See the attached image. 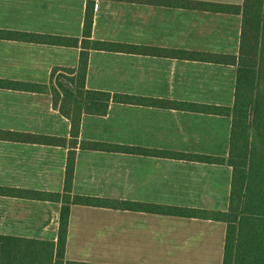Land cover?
Here are the masks:
<instances>
[{
  "label": "crops",
  "instance_id": "1",
  "mask_svg": "<svg viewBox=\"0 0 264 264\" xmlns=\"http://www.w3.org/2000/svg\"><path fill=\"white\" fill-rule=\"evenodd\" d=\"M242 5L244 0H194ZM88 0H0V30L83 37ZM242 17L143 3L96 0L94 40L238 55ZM81 49L0 39V79L48 84L55 67L76 68ZM237 68L92 50L90 90L232 107ZM232 119L112 103L84 115L80 138L227 158ZM0 130L69 138L71 123L43 93L0 89ZM68 149L0 140V187L62 193ZM232 168L78 149L74 194L227 211ZM62 205L0 196V235L56 242ZM226 225L74 205L66 259L88 264H222Z\"/></svg>",
  "mask_w": 264,
  "mask_h": 264
},
{
  "label": "trees",
  "instance_id": "2",
  "mask_svg": "<svg viewBox=\"0 0 264 264\" xmlns=\"http://www.w3.org/2000/svg\"><path fill=\"white\" fill-rule=\"evenodd\" d=\"M95 1L88 0L82 39L0 30L2 40L81 49L78 67L53 68L48 84L0 79V89L50 95L54 108L71 123L69 138L0 130L1 141L68 149L62 193L0 187V196L62 205L56 242L0 235V264H88L66 259L70 211L74 205L223 222L226 234L222 264H264V0H244L242 5L194 0H109L240 15L242 26L238 55L94 40ZM92 50L235 66L234 104L232 107H223L90 90L86 80ZM112 103L230 117L229 155L227 158L213 157L82 140L80 132L83 116H106ZM78 149L228 165L232 168L228 210L206 211L76 195L73 186Z\"/></svg>",
  "mask_w": 264,
  "mask_h": 264
}]
</instances>
